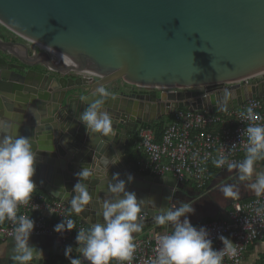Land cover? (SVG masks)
<instances>
[{"label":"water","instance_id":"obj_1","mask_svg":"<svg viewBox=\"0 0 264 264\" xmlns=\"http://www.w3.org/2000/svg\"><path fill=\"white\" fill-rule=\"evenodd\" d=\"M99 84L112 93L104 108L115 137H90L78 120L80 97L97 99L91 91ZM225 89L233 94L228 110L264 101V0H0V117L33 141L35 190L71 209L76 173L90 169L83 182L93 202L75 213L88 228L102 222L99 202L123 169L122 179L135 178L127 189L154 199L155 210L179 205L185 184L135 170L131 139L178 108L224 112L215 101ZM116 154L121 160L106 166ZM155 210L146 209L144 225L172 229L154 222Z\"/></svg>","mask_w":264,"mask_h":264},{"label":"clouds","instance_id":"obj_2","mask_svg":"<svg viewBox=\"0 0 264 264\" xmlns=\"http://www.w3.org/2000/svg\"><path fill=\"white\" fill-rule=\"evenodd\" d=\"M48 48L52 47L49 45ZM111 95L105 85L99 84L91 91V96L98 97L97 99L89 102L88 96L80 97L86 107L78 120L85 125L90 137L97 134L100 137L116 136L113 118L104 108L106 99ZM232 96L230 90L223 91L222 99L215 101L220 111L228 110ZM242 115L248 121L242 133L247 138L244 158L241 161H232L228 156L219 154L213 164L217 168H226L229 173L236 170L238 180L259 197L264 195V171L257 169L258 162L264 160V123H256L258 117L252 107ZM18 128L10 120L0 117V224L10 221L15 226L11 259L16 264H30L36 248L30 243L35 220L18 212L21 205L29 203L36 188L33 176L36 172L37 152L33 148L32 139L19 135ZM120 160L121 155L117 157L116 154L111 159H106L104 164L110 167ZM76 175L79 179L72 189L75 194L70 206L79 215L93 202L88 185L83 182L91 175V171L83 167ZM134 179L133 175L128 174L126 181L121 179L119 173H115L107 183L105 198L99 202L102 222L90 225L87 230H78L75 238L77 251L88 264H112L113 260L117 264H131L133 261L138 246L134 242V234L143 230V213L149 206L157 209L154 199L138 198L135 192L127 189V183ZM62 190H65L63 186L57 192ZM219 190L225 199L235 200L241 195L237 184H224ZM195 211L193 204L187 202L173 207H158L154 211V222L160 226L170 225L172 231L155 234L156 256L150 264H223L225 256L233 258L237 255V248L223 235L219 236L223 248L213 247L210 230L206 226L198 227L191 222L189 214H194ZM256 211L257 215L264 213V209ZM245 227L247 229V223ZM74 228V221L65 217L54 225L53 230L62 234ZM72 252L73 246L67 245L64 254L70 264H82L79 257L72 256Z\"/></svg>","mask_w":264,"mask_h":264},{"label":"built area","instance_id":"obj_3","mask_svg":"<svg viewBox=\"0 0 264 264\" xmlns=\"http://www.w3.org/2000/svg\"><path fill=\"white\" fill-rule=\"evenodd\" d=\"M34 44L30 47L37 52L40 47ZM254 78L256 77L245 79L240 83L250 85ZM213 87L217 86L201 88ZM249 107L253 108L254 114L258 117L256 123H264V101L259 98H250L238 108L224 112L178 108L169 115L160 139L153 128H140L136 148L144 152L146 159L141 163L135 160L138 172L156 176L169 175L175 177L179 183H192V186L197 188H205L212 182L216 172L223 169L213 164V160L219 154L228 156L232 161H241L244 158V144L247 138L243 137L242 133L248 121L243 119L242 114H246ZM234 144L235 147H232ZM257 209H264V195L247 200L240 198L232 200L226 218L193 225L206 226L210 230V238L216 249L223 248V242L219 239L220 235L231 240L233 246L237 248V255L233 258L225 256L223 264H243L250 245L257 241H264V213L257 215ZM18 214L35 220L32 235L55 237L73 247H77L75 238L78 230L88 229L81 219L74 216L68 204L42 191L32 194L29 203L20 206ZM143 215L145 219L147 215ZM65 217L74 221L75 228L62 234L55 232L54 225ZM14 227L10 221L0 224V241L12 238ZM155 234L134 240L138 246L131 264H150L156 256ZM112 264L117 262L113 260Z\"/></svg>","mask_w":264,"mask_h":264},{"label":"crops","instance_id":"obj_4","mask_svg":"<svg viewBox=\"0 0 264 264\" xmlns=\"http://www.w3.org/2000/svg\"><path fill=\"white\" fill-rule=\"evenodd\" d=\"M2 31L4 32V34H6V36L10 38H15V35L12 32L4 29L3 27H2ZM258 78H261V77H258ZM117 84L120 85V84H123V82L119 81V83ZM165 118L167 121L169 118V115H167ZM138 138H139V135H135L132 137L131 146L128 148V152L132 146L136 147V141ZM135 153H136L135 158H132L130 156L131 154L130 152L128 159H129V162L132 164L133 168L137 170V165L135 164V162L136 161L138 163L143 162L146 159V155L144 154V152H135ZM257 169L260 171H264V160H261L258 162ZM121 172H122V175H125L127 173V170L123 169L121 170ZM122 175H121V179L123 178ZM34 178H36V176H33V180ZM35 183H36V186H38L39 182L35 181ZM211 183L213 184L211 188L208 191H206V193H202L201 196L198 197L197 201L200 200L202 204L203 202L202 200H206L205 204L204 205L202 204V205H203V208L208 209L210 208V204L207 203L208 196H210L209 194L212 193V195L214 194L216 195V193H219V196L218 197H215V195L213 196L212 201L214 205L212 206V209L208 212L203 211L201 204H199L195 213L189 215V218L192 223H199L200 221H204L206 217H209L211 215L219 217V218L227 217V214L230 210V203L232 200L225 199L223 196V193L219 190L220 187L224 184L231 183V184L239 185L240 192H241V195L239 198L242 200H245V199L247 200V199H250L256 196L254 193L246 189L244 187V184L238 180V172L236 170H233L231 173H229L226 168L218 170ZM217 184H220V186H219L218 191L215 192L214 188L215 186H217ZM36 190H40V189H36ZM185 197L181 198L183 202H185L184 201ZM182 201H180V203H182ZM175 203L176 201L174 202V206L176 205ZM177 203L179 204V201ZM73 214L77 218L80 219V217H78L74 212ZM156 230L157 229L153 228L152 226L144 225L143 230L140 233L134 234V240L139 237L146 236V235H153L156 233ZM30 243L36 247L34 251V258L30 262L32 264H39V263L45 264V262L48 261L53 256L65 255L64 254L65 247L67 246L64 242H62L58 238L50 237L46 235H38V236L32 235L30 239ZM13 245H14L13 238H9L5 241H0V264H16V262L11 259V256L13 254L12 253ZM73 249H74L73 251H75L76 253L80 255L79 258L81 259L82 264H88V262L84 260L82 255L77 251V247H73ZM243 264H264V241L263 240L257 241L254 244L250 245L248 252L245 255Z\"/></svg>","mask_w":264,"mask_h":264},{"label":"trees","instance_id":"obj_5","mask_svg":"<svg viewBox=\"0 0 264 264\" xmlns=\"http://www.w3.org/2000/svg\"><path fill=\"white\" fill-rule=\"evenodd\" d=\"M166 125V118H162L161 120H158V121H155L152 128L154 129V131L156 132V135L158 137V139L161 138L162 134H163V131H164V127ZM129 152H131L130 156L132 158H135L136 156V153L135 152H142L140 150H138L135 146H132L130 149H129ZM185 185H190L192 186V183H186ZM185 185L182 186V188L184 190L185 189ZM210 186H211V183H209L205 188H197L196 186H192L196 191H200V192H206L208 189H210ZM45 192L43 190H34L32 194H34L35 192ZM75 216V215H74ZM213 219H221L219 217H216V216H209V217H206L204 219V221H209V220H213ZM204 221H200V222H204ZM199 222V223H200ZM195 224V223H193ZM172 230V229H170ZM163 231H166L165 229H157L156 230V233L158 232H163ZM74 250V249H73ZM72 256L73 257H80V255L78 253H76L75 251L72 252ZM58 262H60V264H70V260L65 256V255H56V256H53L51 257L48 261L45 262V264H58ZM32 264V263H30ZM43 264V263H42Z\"/></svg>","mask_w":264,"mask_h":264},{"label":"rangeland","instance_id":"obj_6","mask_svg":"<svg viewBox=\"0 0 264 264\" xmlns=\"http://www.w3.org/2000/svg\"><path fill=\"white\" fill-rule=\"evenodd\" d=\"M219 186H220V184H217V186H215V192H217L218 191V189H219ZM185 189L186 190H184V193H182L181 191L178 193V201H179V204H180V201H182L181 200V198H183V197H185V199H184V201L185 202H187V203H191V204H193V206H194V208L197 210V208H198V206H199V204H201V201L199 200V201H197V199H198V194H195L194 192H193V190H192V186H190V185H185ZM188 190H192V191H189L188 192ZM210 196H208V201H207V203H209L210 204V208H208V209H205V208H203V205L205 204V202H206V200H202L203 202H202V204H201V206H202V210L203 211H205V212H208V211H210L211 209H212V206L214 205V203H213V201H212V199H213V196L215 195H212V193L211 194H209ZM219 196V193H216V195H215V197H218ZM182 203H183V201H182ZM201 211V210H200ZM199 211V212H200ZM189 215H191V214H189Z\"/></svg>","mask_w":264,"mask_h":264}]
</instances>
